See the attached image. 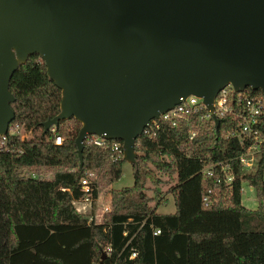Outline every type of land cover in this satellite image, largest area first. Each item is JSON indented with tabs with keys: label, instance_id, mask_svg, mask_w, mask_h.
Wrapping results in <instances>:
<instances>
[{
	"label": "trees",
	"instance_id": "obj_1",
	"mask_svg": "<svg viewBox=\"0 0 264 264\" xmlns=\"http://www.w3.org/2000/svg\"><path fill=\"white\" fill-rule=\"evenodd\" d=\"M9 89L15 96L11 123H24L35 135L23 140L11 135L10 150H0V264H264L262 164L243 174L234 160L232 189L225 191L214 176L202 173L198 157L178 150L183 131L163 124L152 137L137 136L132 185L109 188L106 221L89 224L73 202L82 195L79 178L95 168L110 184L121 176L124 157L113 161L108 145L85 142L80 169L75 145L80 122L72 117L60 120L54 132L43 130L42 122L59 111L61 90L39 54L18 65ZM221 120L197 151L214 160L240 152L235 140L222 137L227 124ZM54 134L63 136L61 144L53 142ZM25 166L56 169L51 177H34L20 173ZM156 170L173 182V212L149 204L145 182L160 181ZM241 179L256 189L254 209L241 203ZM212 188L217 200L206 203L203 196Z\"/></svg>",
	"mask_w": 264,
	"mask_h": 264
},
{
	"label": "water",
	"instance_id": "obj_2",
	"mask_svg": "<svg viewBox=\"0 0 264 264\" xmlns=\"http://www.w3.org/2000/svg\"><path fill=\"white\" fill-rule=\"evenodd\" d=\"M32 53L61 90L43 130L80 122V169L89 134L121 140L133 164L137 136L180 97L210 106L227 83L264 93V0H0V133L15 117L10 77Z\"/></svg>",
	"mask_w": 264,
	"mask_h": 264
},
{
	"label": "built area",
	"instance_id": "obj_3",
	"mask_svg": "<svg viewBox=\"0 0 264 264\" xmlns=\"http://www.w3.org/2000/svg\"><path fill=\"white\" fill-rule=\"evenodd\" d=\"M218 119V128L215 120ZM227 126L222 130V137L235 140L240 147V152L233 157L223 159H211L208 154L198 153V149L205 143L206 134L219 130L221 124ZM12 122V121H11ZM5 133H0V150L8 151L11 148L10 136H17L20 140L33 138L34 131L27 129L24 123H11ZM182 130V139L176 143L178 150L187 157H198L203 163L201 171L208 176H214L217 183H222L225 191L232 189L234 171L232 162L236 160L240 164L243 174L254 173L262 164V179L264 180V93L246 87L236 90L231 83L222 86L214 95L209 106L201 95L190 93L180 97L179 102L171 108L160 111L157 117H152L143 128L142 133L150 137L156 134V129L161 125ZM54 132V127L50 128ZM27 134H30L27 136ZM61 134H54L53 142H63ZM111 140V141H109ZM99 147L109 146L110 159L119 160L123 156L122 142L108 139L103 135L89 134L84 143ZM36 177L34 173L31 175ZM82 195L76 199L83 202L88 212L83 216L89 224H101L106 221V214L110 211V202H103L99 189V178L96 170L87 168L79 178ZM253 191L251 199L258 203L256 189L246 179L240 180L241 203L246 190L243 184ZM212 194L214 197L212 198ZM215 189H209V193L203 196L206 203L216 201ZM248 198V197H247ZM264 207V197L262 199ZM244 205V204H243ZM247 207V205H245ZM153 234H158L160 228L153 226ZM136 255V250L131 251V257Z\"/></svg>",
	"mask_w": 264,
	"mask_h": 264
},
{
	"label": "rangeland",
	"instance_id": "obj_4",
	"mask_svg": "<svg viewBox=\"0 0 264 264\" xmlns=\"http://www.w3.org/2000/svg\"><path fill=\"white\" fill-rule=\"evenodd\" d=\"M30 134H27V136H29ZM131 163L127 160H124V162L122 163V174L119 177V179H117L116 181H114L113 185L110 184H105L99 176L98 170L93 168L94 170H96V172L98 173V178H99V189L101 192V196H102V201L105 202H110V194H109V188L113 187V188H120L122 186H128V185H132L133 183V174H132V168H131ZM56 167H45V166H35V167H22L20 169V173L24 174V175H32L34 173V175H36V177H51L53 172L55 171ZM156 173L158 175V177L160 178V181L156 184L152 183L149 179L146 180L145 185H146V189L145 192L146 194L151 197V199L149 200V204L150 206H154L156 201H159L160 204L158 206V210H167L169 209L167 206H170L169 204L167 205V203L171 202L173 200V196L171 193V186L173 184L172 181H170L167 177V174L165 171L163 170H156ZM243 187L245 188V190L247 189V185L246 183L243 184ZM251 194L253 195L254 192L250 191ZM242 201L244 202V205H247L248 208H256L257 207V203L255 202L254 198H252V200L248 199L245 195H243L242 197ZM77 208L79 209V211H81V213L84 215L88 212V208L86 209V206L83 202L77 200L75 201ZM167 205V206H166ZM174 206V203L172 204L171 207Z\"/></svg>",
	"mask_w": 264,
	"mask_h": 264
},
{
	"label": "crops",
	"instance_id": "obj_5",
	"mask_svg": "<svg viewBox=\"0 0 264 264\" xmlns=\"http://www.w3.org/2000/svg\"><path fill=\"white\" fill-rule=\"evenodd\" d=\"M114 182V181H113ZM111 183V185H113L114 183ZM246 195H247V197H248V199H250V200H252L251 199V197H252V194H251V192H250V190H249V187L247 186V189H246ZM75 201H77V200H74L73 202H74V205L76 206V208H77V205H76V202ZM174 203V199L171 201V202H169V203H167V205L169 204H171L170 206H167L169 209H167V210H165V211H163V210H158V206H159V204H160V202L159 201H156V203H155V205L153 206V207H155L156 208V211H158V212H173V211H175V203H174V206L173 207H171L172 206V204ZM77 210L79 211V209L77 208ZM79 212H81V211H79Z\"/></svg>",
	"mask_w": 264,
	"mask_h": 264
}]
</instances>
